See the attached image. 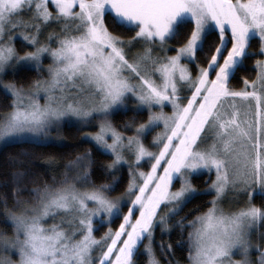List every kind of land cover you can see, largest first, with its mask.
<instances>
[{"label": "snow or ice", "instance_id": "obj_1", "mask_svg": "<svg viewBox=\"0 0 264 264\" xmlns=\"http://www.w3.org/2000/svg\"><path fill=\"white\" fill-rule=\"evenodd\" d=\"M106 18L134 34L128 39L115 34ZM50 23L59 30L41 41ZM19 27L26 31L15 32ZM16 36L31 50L19 53ZM174 38L177 43L169 44ZM253 38L259 40L255 51L249 48ZM136 42L142 49L130 62L123 46ZM251 56L257 57L255 79L242 77L244 88H231L229 81ZM44 58L51 63L43 65ZM6 66L13 72L46 68L49 76L33 80L27 92L14 81H0V89L12 97L9 110L0 113V143L47 142L45 129L53 124L87 127L94 116H103L96 131L82 138L112 156L102 165L105 172L127 165L128 182L120 196L109 197L117 177L92 183V150L78 154L69 163L81 165L75 179L90 187L79 189L65 175L59 183L31 189L39 194L36 203L25 202L20 211L5 207L13 231L0 234V247L15 250L18 259L0 256V264H137L138 252L146 257L143 264H160L153 244L167 255L172 245L156 241L157 226L162 235L170 233L168 219L208 192L215 195L203 212L173 221L180 229L176 246L187 244L189 264H251L253 248L264 264V248L249 239L264 221V204L252 202L256 195L264 197V0H0V71ZM41 91L43 104L34 98ZM129 98L133 112L147 110V119L134 128L131 121L122 125L132 135L107 119L127 111ZM159 125L162 131L150 141L153 150L143 138ZM146 162L147 170L138 166ZM205 171L206 187L197 188L191 177ZM177 180L179 187L173 188ZM226 191L246 199L226 210L219 204ZM59 212L67 219L43 223ZM94 220L109 224L100 237L93 234ZM234 254L241 259H232Z\"/></svg>", "mask_w": 264, "mask_h": 264}, {"label": "trees", "instance_id": "obj_2", "mask_svg": "<svg viewBox=\"0 0 264 264\" xmlns=\"http://www.w3.org/2000/svg\"><path fill=\"white\" fill-rule=\"evenodd\" d=\"M106 23L109 25L110 31L122 37L128 38L134 34V29L121 28L113 26L106 18ZM186 27L190 28V25ZM215 33L208 37L207 42L213 41ZM183 42V37L178 38ZM171 44L177 43V38L170 41ZM218 42V41H216ZM21 45L17 44V48L21 49ZM251 50L259 48L258 38H253L249 44ZM199 55V54H198ZM256 56L248 57L245 62V67L240 69L235 77L229 81L231 88L241 90L244 88L242 77L248 80H253L256 77L254 61ZM43 76V72H39L35 68H27L17 71L16 73L7 74L6 78L23 86L31 85L33 80H38ZM12 100L11 95H7L3 89H0V113L6 112L10 108L9 102ZM147 119V111L133 112L132 109L127 111L120 110L110 114L109 120L113 126L126 135H132V129L123 127L126 121H131L133 128L136 123H141ZM83 130L77 126L67 125L64 129L65 144L58 143H40L31 141H21L6 144L0 150V234L11 235L13 225L4 215L5 207L13 211L17 207L15 198L19 201H34L38 195L37 192L30 191L36 187H43L45 183L54 184L64 179L65 168L70 165V161H76L78 154H83L86 150H92V164L90 166V180L94 184L112 183V177L115 175L117 181L114 186L107 192L110 195H116L124 192L128 182V172L125 169L116 171L115 173H107L103 170L102 165L106 161L112 160V156L103 152L97 151L94 143L82 138ZM72 164V163H71ZM23 173V175H19ZM16 174V175H14ZM206 172L202 175L193 178L194 184L198 188H205ZM211 177L213 175L211 174ZM55 178V179H53ZM211 183V179L208 180ZM13 189H18L13 193ZM213 196L212 192L195 196L193 199L183 205L180 211L172 217V223L180 216H186L187 219H192L199 212H203L209 204L207 201ZM6 202V204H5ZM253 202L257 205L264 204V197L255 196ZM261 228L264 232V221L261 222ZM188 229H184V236H187ZM180 239V229L174 226V229L167 236L162 237L161 241L172 245V254L167 255L160 251L156 245V252L159 261L162 264H168L169 260L178 261L179 264H189L187 258V244L182 247L176 246V241ZM137 264H143L146 259L142 252L136 255Z\"/></svg>", "mask_w": 264, "mask_h": 264}, {"label": "rangeland", "instance_id": "obj_3", "mask_svg": "<svg viewBox=\"0 0 264 264\" xmlns=\"http://www.w3.org/2000/svg\"><path fill=\"white\" fill-rule=\"evenodd\" d=\"M49 7L52 8V5L51 3L49 4ZM52 10L54 11V8H52ZM21 15L24 16L25 19L28 18V15L29 13L27 12H23L21 13ZM58 26L55 24V23H50L47 25V27H45L43 29V31L41 32L40 34V39L41 41L45 40L46 36H47V33L50 32V31H58ZM15 32L19 33V32H23V31H26V29H24L23 27H19V28H16L14 30ZM124 39H128V38H125L123 37ZM14 43V46L16 47L17 51L19 53H23V51L25 50H31L28 45L26 44V42H23L22 39L19 37V36H16V38L14 39L13 41ZM169 44H171L170 41H168ZM17 44L21 45V49L17 48ZM55 42L52 43V47H55ZM125 48V54H126V58L129 59V61L131 62L134 58V54L137 53L138 51H140L142 49V45L139 43V42H136L134 43L133 45L131 46H127V45H124L123 46ZM159 51V49H154V54H156L157 52ZM161 55H163V53H160ZM169 55L173 54L171 51L168 53ZM247 60V59H246ZM245 60V62H246ZM51 63V60L50 58H44L42 60V64L43 65H48ZM42 72H43V76L41 78H39L38 80H46L49 76V73L47 72L46 68H41L40 69ZM17 72V71H16ZM16 72H13L12 70V67L11 66H6L3 71H0V81H4V82H8L10 80H8L6 78L7 74L9 73H16ZM125 75H129V73L127 71H125L124 73ZM193 74H194V69H193ZM135 78V77H133ZM17 84V83H16ZM17 86H20V84H17ZM29 86H24L26 92H27V89H28ZM251 90V89H249ZM35 99L39 100V102L41 104L44 103V93L43 91H41L37 96L34 97ZM126 103L129 105V108H131V105L133 104V100L131 98H129ZM254 103V102H253ZM147 111V110H146ZM165 111L166 112H170L171 111V108L168 107V108H165ZM111 114V113H110ZM110 114L107 116V119L109 120L110 118ZM101 119H104L103 116H94L92 118L91 121L88 122V125L87 127H83V126H77L76 123H72L70 121H60L59 123H56V124H53L51 126H49L47 129H45V133L48 137V141L47 142H43V143H58V144H65L66 140H65V135H64V129L67 125H73V126H77L79 128H81L83 130V133L85 132H95L96 131V124L99 120ZM162 128L163 126L162 125H159L157 127H154L148 134L146 137H144V143L149 147V148H152L153 150H156L154 148V146L150 143L151 139H152V136L159 132V131H162ZM85 140H88L90 141L88 138H84ZM23 141H29V140H23ZM13 142H21V141H11V142H3V143H0V150L6 145V144H9V143H13ZM91 142V141H90ZM41 143V142H40ZM93 143V142H91ZM140 168H143L145 170H147V162L146 163H142L140 165H138ZM121 169H125L127 170L128 172V168H127V165H124L122 168H119L118 170H121ZM162 170V169H161ZM79 171H82V167L81 165L77 162V163H72L70 165H68L67 168H65V171H64V177L65 175L67 176V179L74 183L76 185L77 188L79 189H83L84 187H90V185H86L84 182H81V181H78L75 179V177L77 176V173ZM206 173V171L204 172ZM213 175V178L215 176V172H212L211 173ZM195 177L192 176L191 177V181L192 183L194 184V180L193 178ZM58 183V181H55L54 184ZM179 180H177L175 182V184L173 185V188H177L179 187ZM195 185V184H194ZM196 186V185H195ZM197 187V186H196ZM198 188V187H197ZM201 189V188H200ZM123 193V192H122ZM122 193H119V194H116V195H110L108 192V196L109 197H118L120 196ZM213 195H215L214 192H212ZM39 195V194H38ZM38 195L36 197V199L34 201H20V204L17 205L16 209L14 211H20L23 207H24V204L25 202L28 203V204H34L36 203V201L38 200ZM257 196V195H256ZM255 197V196H254ZM253 197V199H254ZM246 199V197H234V193L232 191H226L225 194L223 195V197L219 200V204L221 207H223L224 209L226 210H229L230 207H238L239 206V203H242L244 200ZM239 201V203H238ZM253 202V200H252ZM254 203V202H253ZM255 204V203H254ZM89 207H92L91 204H89ZM123 211H127V207L125 206ZM160 211L163 213L165 211V209L162 207L160 209ZM178 213V212H177ZM176 213V214H177ZM61 217H64L65 219H67V216L65 213L63 212H59L55 218H52V217H46L43 221V223H45V225H50V224H53V223H59L60 222V219ZM10 221V219H9ZM11 222V221H10ZM262 222V221H261ZM261 222L260 224L255 227L250 236H249V239L252 241L253 244H259L261 248H264V236L260 235L261 233H264L262 228H261ZM94 223V235L96 237H100L103 232L109 227V224L107 223H99L98 221L94 220L93 221ZM168 225L170 226V233L171 231L174 229V225L172 223V217L170 219H168L167 221ZM119 224V218L115 219L112 221L111 223V227L114 229L115 227H117ZM63 227H67V224H64L62 225ZM170 233L168 234H164L162 235L161 232H160V228L159 226H157L156 230H155V235H156V241H161L162 237L164 236H167L169 235ZM146 242V241H145ZM140 248L143 249V244L140 245ZM153 248L155 250V254H156V258L158 259V256H157V252H156V244L154 243L153 244ZM15 253V250H13L11 253L5 251L2 247H0V256H5V255H10L11 256V259L12 260H17L18 259V256ZM249 257H250V260H251V264H259L258 262V252L255 250V248H253L250 253H249ZM134 260L137 261V258H136V255L133 257ZM232 259L234 260H239L241 259V256L239 254H234L232 256ZM159 260V259H158ZM160 264H162L160 262Z\"/></svg>", "mask_w": 264, "mask_h": 264}, {"label": "flooded vegetation", "instance_id": "obj_4", "mask_svg": "<svg viewBox=\"0 0 264 264\" xmlns=\"http://www.w3.org/2000/svg\"><path fill=\"white\" fill-rule=\"evenodd\" d=\"M131 109V108H130Z\"/></svg>", "mask_w": 264, "mask_h": 264}]
</instances>
